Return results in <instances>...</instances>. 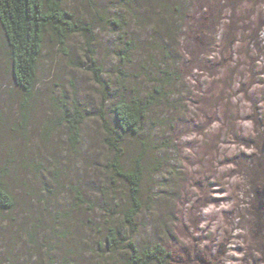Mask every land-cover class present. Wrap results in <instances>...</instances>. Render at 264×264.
Wrapping results in <instances>:
<instances>
[{"label":"rangeland","instance_id":"obj_1","mask_svg":"<svg viewBox=\"0 0 264 264\" xmlns=\"http://www.w3.org/2000/svg\"><path fill=\"white\" fill-rule=\"evenodd\" d=\"M180 1L186 24L171 54L180 76L174 98L183 108L163 111L170 117L161 137L169 144L159 154L166 156L164 170L153 176L163 183L155 189L161 199L158 210L141 212L139 240H162L176 264H264V187L252 199L249 182L250 164L264 154V0ZM60 4L88 29L71 34L63 50L44 35L24 135L10 129L18 105L0 27V164L12 150L40 165L19 170L24 183L13 186L15 207L0 215V264H57L63 255L76 264L103 261L102 216L112 203L100 195L109 153L97 115L115 87L117 33L107 17L117 0ZM132 30L144 44L145 32ZM131 55L135 72L147 61L146 50ZM131 81L141 92L148 86L143 77ZM61 97L65 106L76 100L87 115L75 147L64 125H55L49 140L42 135L43 120L54 119ZM73 188L84 200L77 209Z\"/></svg>","mask_w":264,"mask_h":264},{"label":"trees","instance_id":"obj_2","mask_svg":"<svg viewBox=\"0 0 264 264\" xmlns=\"http://www.w3.org/2000/svg\"><path fill=\"white\" fill-rule=\"evenodd\" d=\"M182 2L117 0V11L107 17L108 24L117 33L114 53L118 63L114 92L104 97L102 105L106 104L107 108H99L97 115L102 132L101 144L109 153L102 169L105 186L100 188V195L112 203L111 209L108 208L102 216L106 233L98 243L103 248V252L99 253L103 259L101 264L177 263L168 244L162 240L153 237L139 240V228L143 224L138 218L144 210L154 212L159 209L156 203L161 195L155 189L158 186L162 188L163 183L154 181L153 176L157 177L163 172L166 156L159 154H164L169 144L168 140L161 137L163 126L167 125L166 121L170 117H165L167 113L163 111L167 109L176 113L179 108H183L180 98H174L177 94L174 86L180 81V76L171 54L179 46L180 35L186 24L188 9ZM60 3L61 0H0V27L18 105V120L16 124L10 125V129L20 135L25 134L38 84V61L44 35L51 36L63 50L71 34L88 29V26L76 21L71 13L63 9ZM132 28L145 32L144 41L147 45L137 40L139 34H135ZM208 44L204 42L205 47ZM139 47L146 50L147 61L142 60L138 69L131 72V53ZM95 70L99 71L98 68ZM138 77L148 82L142 92L137 88V83H131V79ZM55 101L59 103L53 105L58 113L52 115L54 119L43 120L42 135L45 140H49L54 126L64 125L68 142L75 147L86 112L76 100H71L69 106L64 105V97ZM161 108L162 112L156 115V109ZM127 147L130 149L129 156ZM38 166L28 162L25 156L17 159L14 151H8L0 164V215L11 212L15 207L13 186L15 183H24H21L19 170L29 171ZM250 167L253 172L252 180L249 181L253 199L258 188L264 187V154L257 155ZM119 189H124L122 197L116 195L121 192H118ZM73 194L78 200L73 208L77 209L84 204V200L77 188H73ZM114 213H117V218ZM57 264L76 263L63 255Z\"/></svg>","mask_w":264,"mask_h":264}]
</instances>
